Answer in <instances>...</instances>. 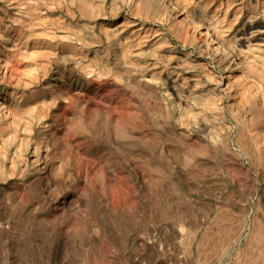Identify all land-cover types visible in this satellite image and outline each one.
Returning <instances> with one entry per match:
<instances>
[{"label": "rangeland", "instance_id": "374dc122", "mask_svg": "<svg viewBox=\"0 0 264 264\" xmlns=\"http://www.w3.org/2000/svg\"><path fill=\"white\" fill-rule=\"evenodd\" d=\"M161 1L0 0V264H264V0Z\"/></svg>", "mask_w": 264, "mask_h": 264}, {"label": "bare ground", "instance_id": "6f19581e", "mask_svg": "<svg viewBox=\"0 0 264 264\" xmlns=\"http://www.w3.org/2000/svg\"><path fill=\"white\" fill-rule=\"evenodd\" d=\"M144 1H147V0H144ZM165 1H166V3H167V2L169 3V2L172 1V0H163V2L161 1L160 3L164 4ZM171 5H173V4H171ZM132 22H133V21H132ZM255 26H262V27H263V29L260 31V37L264 38V18H263V19L255 18V19H252V20H250V21H248V22L246 23L244 29L242 30V32H241V34H240V35H241V36H240V40H239L240 43L246 41V38H245L244 35H246V33H247L249 30H251L252 28H254ZM154 36L157 38V36H159V34H157V32H156V33H154ZM215 36H216V35H215ZM155 37H154V38H155ZM215 39H216V43H219L220 45L225 46V44H224V41H225V40H223L222 37H219V36H218L217 38L215 37ZM228 55H229V54H228ZM229 56H232L231 53H230ZM237 69H238V65H237V63H230V64L228 65V67H227L226 78H232V79H233V78L235 77V72L237 71ZM174 83H175V81H174L173 79H171V80L169 81L170 88L176 91V86H175ZM224 86L227 87V84H224Z\"/></svg>", "mask_w": 264, "mask_h": 264}]
</instances>
